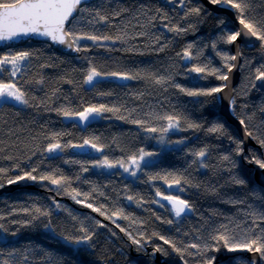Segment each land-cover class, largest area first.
Here are the masks:
<instances>
[{"label":"trees","instance_id":"1","mask_svg":"<svg viewBox=\"0 0 264 264\" xmlns=\"http://www.w3.org/2000/svg\"><path fill=\"white\" fill-rule=\"evenodd\" d=\"M87 7L93 14L99 12L109 19L99 21L97 17L89 24L86 20L91 17L84 13L75 23L78 34L107 35L113 40H80L84 50L77 57L58 53L47 43L32 41L0 51V54L33 53L13 78L28 93L29 105L0 103V168L6 169V173H0V182L6 185L7 179L33 168L37 170L34 175L63 176L69 181L53 185L50 181L23 180L18 183L35 187L0 195V217H4L0 224L7 229H0V264L4 260L10 264H183L180 254L159 236L174 241L178 247L201 243L220 224L230 227L239 224L245 229L253 218L249 213H264V188L254 178L252 163L245 159L250 155L264 159V147L254 139L255 146L245 150L243 144V154L236 155L233 140L206 131L212 124L222 122L236 141H243L236 127L217 111L219 93L192 97L176 87L208 90L224 85L225 81L217 78L228 74L223 57L234 54L231 44L221 37L238 29L227 14L211 11L200 0H183V6L181 0H97ZM194 7L201 8L200 15L185 18ZM233 10L239 19L238 11ZM117 11L121 13L119 16L115 15ZM244 18L257 25L264 22V0H249ZM175 26L189 30L181 33L169 30ZM117 36L124 38L116 40ZM188 45H192L190 60L183 58ZM241 53V75L234 89L236 103L232 112L245 120L253 136L264 139V91L257 87L255 79L257 68L264 71V47L258 40L243 45ZM193 66L205 67L206 71L190 72ZM91 67L105 75L93 84H85ZM213 69L218 70L215 75L211 74ZM114 71L139 73L140 78L120 83L106 75ZM153 74L164 76L167 82L154 83ZM3 77L7 81V72ZM41 80L43 83H39ZM92 104H106L120 111L104 113L87 124L57 112L61 107L76 111ZM166 115L179 116L180 128L145 131V127L164 128L167 121L158 117ZM121 116L125 119H120ZM134 119L146 123L134 124L131 122ZM188 123L202 127L191 129ZM55 133L60 134L62 145L81 144L84 139L97 137L93 142L103 146L104 151L94 149V153L83 155L71 153L66 147L63 152L49 154L44 149ZM141 149L155 155L146 156L148 159L140 162L139 169L131 166L125 172L117 165L107 171L94 166L105 156L112 162L123 160L129 165V157L138 158ZM202 149H207L208 155L201 161L194 153ZM228 154L237 164L231 171L229 162L221 160ZM233 176L243 178L246 185L233 183ZM162 177H167V182ZM174 178H180L181 184L172 183ZM73 190L80 193L76 199L72 198ZM157 191L163 195L158 196ZM165 195L187 200L193 211L175 217L164 202ZM129 196L133 199L129 200ZM77 199L84 203H77ZM86 203L106 215L86 207ZM25 208L28 213L23 211ZM35 208L49 215L35 213ZM113 212L119 215L106 218ZM168 220L172 223H167ZM81 227L95 233L89 242L91 247L64 240L81 236ZM261 227L264 228V223ZM127 232L140 239L142 247L133 244ZM156 247L163 250L160 263L156 261V252L153 255ZM9 252L16 255L10 257ZM244 253L221 249L207 255L217 259L220 254H229L216 264H233L236 257L243 258L239 264H244L249 261ZM184 259L188 264H199L201 258L185 254Z\"/></svg>","mask_w":264,"mask_h":264},{"label":"snow or ice","instance_id":"2","mask_svg":"<svg viewBox=\"0 0 264 264\" xmlns=\"http://www.w3.org/2000/svg\"><path fill=\"white\" fill-rule=\"evenodd\" d=\"M210 4L213 5H228L232 9H235L239 13V23L243 25V28L246 29L245 36L255 37L257 40L262 42V47H264V22H261L259 25L250 20L244 18L245 10L249 7V0H209ZM181 6H183V0H181ZM127 11V9H124ZM84 13H88L90 19L86 20V23H93L96 18H99V21H108L109 17L105 15H101L99 12H95L94 14L90 12L87 7V0H0V43H7L19 38L23 37H31L38 36L48 38L50 41L58 44H66L68 48H73L75 46V51L79 52L82 49L79 45V41L83 39L91 40L94 42L97 41H109L113 40V37L107 35H93L88 33L78 34L77 29L75 27V23L79 22L81 18H83ZM201 13L200 7H194L189 10L186 14L188 15H196L199 16ZM121 13L117 11L115 13L116 16H119ZM223 23V21H221ZM170 31L181 33L187 32L189 28H181L179 26H175L169 29ZM241 36V31H236L234 33H230L226 36H222L221 39L228 44L234 43ZM123 36L115 37L116 40H123ZM215 47V44H213ZM192 45H188V48L185 49L183 53L184 59H192L191 51ZM163 51V47L160 49ZM33 53L28 51H17V52H5L0 54V103L8 104L9 102H15L21 105H29L28 93L22 88L18 87L17 82L13 79L17 76L18 73L21 72L23 65L26 61H28L32 57ZM179 55V54H178ZM243 53L238 52L236 55H225L223 59L225 60V67L228 72H231L235 65L227 63V61H235L238 56H242ZM190 72L195 73H204L206 71L205 67L193 66L189 69ZM218 70L213 69L212 73L215 75ZM7 72L8 79L7 81L3 77V74ZM105 75L101 71H98L96 67H91L87 70L86 78L84 80L85 84H93L94 81ZM107 76L116 77L122 80H132L137 79L139 77V73H130V72H109L106 74ZM220 80L227 81L229 79L228 75L220 74L217 77ZM151 79L156 84L163 85L167 82L164 76L156 77L154 74L151 76ZM168 80L171 77L167 78ZM256 80H264V71L260 68L256 69L255 74ZM70 82V81H69ZM39 83H43V81H39ZM255 85L253 84V87ZM176 87L180 88L181 92H184L188 96L198 97V96H213L215 93H220L224 91V88L227 85H222L220 87H213L208 90H189L179 85ZM101 95H104L102 93ZM110 95V93H109ZM236 101L234 99L230 100V110L234 112V105ZM39 106V105H37ZM264 110V109H262ZM120 109L117 107H109L106 104L99 105H89L87 107L82 108V110L73 111L69 108H58L57 112L59 115H62L65 118L70 120H78L83 124H87L90 120L103 116L104 113H117ZM120 119H125V117L121 116ZM158 119H163L167 121V125L158 129L156 127H145V131L155 133L157 131L167 132L170 129H178L180 128L181 118L176 115H166L162 117H158ZM251 120V117H248ZM134 124L144 125L146 122L143 120H132ZM241 125L244 126L246 135L248 137H252L256 139L261 147H264V139H260L259 137L253 136V132L248 130V125L245 123L244 119L239 121ZM188 128L191 129H199L202 125L197 123H188ZM208 133L219 134V136H227L230 140L236 144L235 154L242 155L243 154V141H236L234 137L230 135L228 129L225 124L222 122H217L212 124L210 127L206 129ZM60 136L59 133L53 134L49 139L51 142L48 143L47 147L44 149L45 152L52 154L56 152H63L66 147H72L77 149H83L85 146H88L92 149H95L97 152H103V146H99L97 143L93 142V140L98 139L97 137H93L92 140L84 139L81 144H64L62 145L58 139ZM183 141H179L178 143H182ZM155 153L152 152H144L142 149L140 150L139 157L131 156L129 157L130 164L125 165L123 160L112 162L107 156H105L102 160H99L96 165L101 168H114L119 165L123 167L125 172H129L131 166H135L137 169L140 167V162L145 160L146 156H153ZM195 156L200 158L202 161L208 155L207 149H202L196 153ZM8 159H12V157H7ZM247 162L256 164L261 170H264V159L257 158L255 155H250L249 157H245ZM221 160L224 162H229L230 167L229 171L232 168L237 167V164L234 160L231 159V155H223ZM196 163V161H193ZM207 166V165H203ZM19 167V165H17ZM87 168H84V171H87ZM37 170L35 168L30 171H25L20 175H17L15 178L7 179V184H16L19 181L23 180H31V181H50L53 185H62L69 183L67 179L63 176L60 178H56L53 175H34ZM0 173H6V169L0 168ZM131 175L135 176L136 172L132 171ZM162 179L167 182V177H162ZM232 182L236 185L245 186L246 181L243 178L238 176L232 177ZM172 183L176 185L181 184L180 178H174ZM185 183L188 181L185 180ZM4 184L0 182V188H2ZM169 187L172 184L168 185ZM72 194V198L76 199L80 193L75 192ZM157 195H163L159 191H157ZM87 196H85V200ZM129 200H132L133 197L129 196ZM164 200L171 202L172 211L174 212L175 217L179 218L186 211H193V206L184 199H180L178 196L165 195L163 196ZM77 203H84V201L76 200ZM243 202V201H238ZM86 207L91 208L95 212H99L100 215L105 216L106 213L101 211L100 208H95L91 203H86ZM56 207H60V205H56ZM25 213H28L29 210L27 208L23 209ZM35 213H39L40 215L47 216L48 212L42 211L40 208H35ZM119 213L113 212L111 216H107L106 218L112 219L113 216H117ZM252 216L251 225L248 228L241 229L239 224L234 227H230L229 224H220L219 227L213 228L209 233L206 240H203L201 243H191L186 246L178 247L177 244L169 239H166L164 236H159V239L163 241L164 244L170 245L173 251L180 254L181 259L183 260V264H188V261L184 259L185 254L189 256H198L200 257L199 264H216L215 256H208V252H220L221 249H224L228 253H236V252H248L252 254V259L250 261H244V264H264V228L261 227V224L264 223V213H249ZM4 217H0L3 219ZM127 219L128 217H124ZM159 219V217H157ZM114 222V221H113ZM167 223L171 224L172 221L168 220ZM103 227V225H100ZM119 227V225H117ZM0 229L7 231L4 228L3 224H0ZM238 229H240L238 231ZM121 231H125V229L121 228ZM80 231L83 233L79 237H64V240L67 243L75 244V245H91L89 244L92 241L94 232H89L87 228L81 227ZM15 233H13L14 235ZM131 239L132 243L138 246H141V240L132 236L130 232L126 233ZM153 235H158L157 233H153ZM189 249H193L195 251H189ZM162 248L156 247L154 249L153 255L155 252H162ZM10 257H14L16 254L14 252H9ZM23 255V254H21ZM23 259L27 261L28 257L26 255L23 256ZM240 261H243V258L236 257L233 260V264H239ZM3 264H10L9 260H4Z\"/></svg>","mask_w":264,"mask_h":264},{"label":"water","instance_id":"3","mask_svg":"<svg viewBox=\"0 0 264 264\" xmlns=\"http://www.w3.org/2000/svg\"><path fill=\"white\" fill-rule=\"evenodd\" d=\"M97 0H87V5L95 2ZM208 9L215 13H225L227 14L234 22L235 26L237 27L238 31H241V36L231 44V50L234 55H236L238 52H241V47L243 45L247 46L250 44L257 43V39L255 37L251 36H245L246 29L243 28V25L239 23V19L237 18L235 11L231 7H227L224 5H213L209 3V0H200ZM44 42L50 45V47L55 50L58 53L65 54L71 57H77L80 55V51H75V46L73 48H68L66 44H58L50 41L48 38L44 37H38V36H31V37H23L19 38L17 40L7 42V43H0V51H7L12 48L24 46L28 42ZM242 62V57L238 56L237 60L233 62V65H235L231 72H228L229 79L225 81L224 85H227L226 88H224V91L219 93V103L217 106V111L223 115L228 122H230L232 125H234L240 135V137L243 140L244 148L245 150H248L249 146H255V140L252 137H248L245 132V128L243 125L239 123L240 119L230 110V100L234 97V89L237 85L241 71H240V65ZM111 80L124 83L126 80H122L116 77H110ZM194 79H197V74L194 75ZM256 85L259 89L264 91V80H256ZM69 150L71 153L75 154H83L88 155L92 152V148L85 146L83 149H77L69 147ZM251 167L254 169V178L256 182L261 185L264 188V170H261L256 164L252 163ZM35 186L33 184H24V183H16V184H6L2 188H0V195L5 192H9L14 189L18 188H34ZM174 196V195H172ZM59 199V198H57ZM182 199V198H180ZM164 202L169 205L171 208V202L164 200ZM191 212H185L183 215H188ZM245 257L250 261L252 259V254L245 252ZM229 257V254H220L218 255L216 261L221 262L223 260H226ZM162 260V256L160 252H156V261L160 263Z\"/></svg>","mask_w":264,"mask_h":264},{"label":"rangeland","instance_id":"4","mask_svg":"<svg viewBox=\"0 0 264 264\" xmlns=\"http://www.w3.org/2000/svg\"><path fill=\"white\" fill-rule=\"evenodd\" d=\"M16 104H18V103H16ZM18 105H21V104H18ZM93 150H94V149H93ZM93 150H92V152H93ZM92 152H91V153H92ZM91 153H90V154H91ZM93 153H94V152H93ZM145 159H148V158L145 157ZM105 169H106L107 171H110V170H111V168H106V167H105ZM173 189H174V188H173ZM5 193H7V192H5ZM2 194H3V193H2Z\"/></svg>","mask_w":264,"mask_h":264}]
</instances>
